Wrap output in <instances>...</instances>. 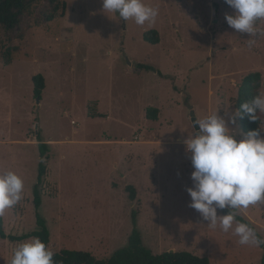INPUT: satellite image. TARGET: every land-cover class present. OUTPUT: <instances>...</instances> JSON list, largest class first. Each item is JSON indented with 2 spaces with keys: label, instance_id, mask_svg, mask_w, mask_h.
I'll list each match as a JSON object with an SVG mask.
<instances>
[{
  "label": "rangeland",
  "instance_id": "1",
  "mask_svg": "<svg viewBox=\"0 0 264 264\" xmlns=\"http://www.w3.org/2000/svg\"><path fill=\"white\" fill-rule=\"evenodd\" d=\"M64 1L63 17L46 20L51 8L44 0L15 31L0 25V172L15 171L24 182L22 200L1 216L0 264H11L14 250L31 238L11 237L36 230L38 213L53 252L107 258L128 244L137 214L143 242L156 254L189 251L211 264H262L264 244L241 245L189 207L194 169L183 141L195 132L192 109L197 119L219 111L227 120L244 76L260 71L264 85V35L231 28L225 13L234 10L225 0H144L159 15L143 26L104 11L102 0ZM257 26L264 32V21ZM151 29L158 44L144 38ZM38 73L46 82L39 97ZM149 109L158 110L157 119ZM229 126L237 139L245 134L239 119ZM39 131L49 144L44 158ZM42 161L47 173L37 212ZM239 213L264 239V203Z\"/></svg>",
  "mask_w": 264,
  "mask_h": 264
},
{
  "label": "clouds",
  "instance_id": "2",
  "mask_svg": "<svg viewBox=\"0 0 264 264\" xmlns=\"http://www.w3.org/2000/svg\"><path fill=\"white\" fill-rule=\"evenodd\" d=\"M233 14L225 13L227 24L240 33L254 37L264 35L257 22L264 21V0H225ZM104 11L115 12L127 22L137 25L155 23L159 9L144 0H102ZM248 46L256 40L247 39ZM231 105H229L230 107ZM248 115L250 122L259 121V127L249 130L237 139L234 128L237 119ZM226 120L214 111L203 119H195V132L183 143L190 154L194 171L192 186L186 191L191 197L189 207L200 213L211 228L232 231L239 244L259 248L264 239L254 228L237 221L239 210L264 203V85L239 109L226 113ZM24 182L15 171L0 172V216L23 198ZM229 209L225 215L218 210ZM55 253L37 236L31 237L14 250L11 264H56Z\"/></svg>",
  "mask_w": 264,
  "mask_h": 264
},
{
  "label": "trees",
  "instance_id": "3",
  "mask_svg": "<svg viewBox=\"0 0 264 264\" xmlns=\"http://www.w3.org/2000/svg\"><path fill=\"white\" fill-rule=\"evenodd\" d=\"M44 0H0V25L4 27L7 32H13L17 29L25 14L31 15L34 13V6L41 3ZM50 4L51 12L46 15V20L52 21L58 17H63L66 10V2L64 0H46ZM144 38L146 41L158 44L160 42V35L157 29L148 30ZM7 63H10V59L7 58ZM138 68L154 71L156 68L151 65L139 64ZM161 77L164 75L161 71H157ZM35 95L41 96L45 87V77L43 74L38 73L33 77ZM262 87V73L260 71H253L248 73L242 79L239 84L237 98L235 99V107L239 109L245 102L251 100L256 94L257 90ZM157 109H149L148 117L157 119ZM241 128L244 133L249 130H255L259 127V121L250 122L248 115L245 113L242 119H239ZM262 121V118H261ZM39 141L41 157H45L48 152V143L44 141V138L39 131L37 135ZM47 157V156H46ZM47 173V166L42 161L39 166L38 182L34 188V204L37 212L41 206V191L40 185ZM130 193V198L135 199L136 189L132 185L126 187ZM224 214H227L229 209L222 210ZM236 220L248 224L250 227L256 230L255 225L244 218L240 213L236 216ZM133 221L135 227L128 238V244L122 248L116 250L111 256L107 258H98L93 255L92 252L84 250H70L63 249L59 252H54V260L56 264H211V261L206 256H199L189 251H165L162 253H154L148 248L142 238L141 231L137 228V214L133 215ZM257 232V230H256ZM0 234L2 237H6L4 230V221L0 216ZM257 235L259 236L258 232ZM39 237L48 247L50 242V230L46 220L38 213L37 229L24 234L20 237L11 238L14 240H22L29 237ZM260 237V236H259ZM261 238V237H260ZM264 264V259L262 260Z\"/></svg>",
  "mask_w": 264,
  "mask_h": 264
},
{
  "label": "water",
  "instance_id": "4",
  "mask_svg": "<svg viewBox=\"0 0 264 264\" xmlns=\"http://www.w3.org/2000/svg\"><path fill=\"white\" fill-rule=\"evenodd\" d=\"M190 108L192 109L191 106H190ZM191 117H192L193 122H194L195 119H197L195 111L193 109L191 110Z\"/></svg>",
  "mask_w": 264,
  "mask_h": 264
},
{
  "label": "crops",
  "instance_id": "5",
  "mask_svg": "<svg viewBox=\"0 0 264 264\" xmlns=\"http://www.w3.org/2000/svg\"><path fill=\"white\" fill-rule=\"evenodd\" d=\"M46 88V87H45ZM45 90V89H44Z\"/></svg>",
  "mask_w": 264,
  "mask_h": 264
}]
</instances>
